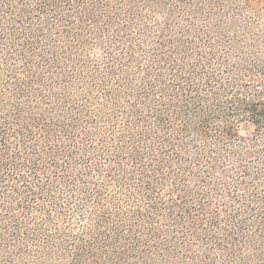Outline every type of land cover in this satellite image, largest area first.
<instances>
[{
  "label": "trees",
  "instance_id": "16d2710c",
  "mask_svg": "<svg viewBox=\"0 0 264 264\" xmlns=\"http://www.w3.org/2000/svg\"><path fill=\"white\" fill-rule=\"evenodd\" d=\"M0 264H264V0H0Z\"/></svg>",
  "mask_w": 264,
  "mask_h": 264
}]
</instances>
